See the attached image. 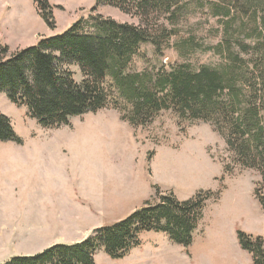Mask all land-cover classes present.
Here are the masks:
<instances>
[{
  "label": "rangeland",
  "instance_id": "1",
  "mask_svg": "<svg viewBox=\"0 0 264 264\" xmlns=\"http://www.w3.org/2000/svg\"><path fill=\"white\" fill-rule=\"evenodd\" d=\"M48 1L52 6L50 23L34 0H0V49H8L4 58L36 44L41 37L65 32L77 21L80 31L93 34L99 33L96 20L142 24L140 17L98 0ZM179 4L185 5L177 24L179 35L172 38L171 46L159 54L153 44L143 43L128 71L155 73L180 62H190L194 68L203 64L220 67L226 62L224 56L206 50L219 43L225 47L232 44L247 59L259 54L253 49L242 51V42L251 46L261 43L264 51V0H180ZM217 4L223 7L220 15L215 13ZM225 5H230L228 16ZM165 17V13L154 12L152 25L163 23ZM188 38L199 48L183 57L174 45ZM64 69L71 71L77 82L83 81L79 65L67 64ZM107 81L113 84L111 77ZM112 90L120 97L116 87ZM0 111L11 119L23 140L25 150L21 153L49 157L50 161L41 165L62 187L61 192L55 187V196H62V205L72 204L68 220L62 214L55 218L68 225L57 224L42 239H23L16 228L5 227L0 235V264L25 252L39 253L53 244L82 241L95 229L125 219L146 202H160L162 194L172 192L179 200H187L201 191L220 192V198L206 201L191 245L174 244L164 232L144 231L141 245L127 256L113 259L101 249L96 263L149 264V253L154 255L158 245L159 256L151 264H254L240 245L238 231L264 236V210L255 191L260 175L235 161L225 138L209 123H191L163 110L151 124L135 128L110 102L97 113L71 117L68 125L51 129L33 118L27 106L13 103L6 93H0ZM15 144L0 142V153H14Z\"/></svg>",
  "mask_w": 264,
  "mask_h": 264
},
{
  "label": "trees",
  "instance_id": "2",
  "mask_svg": "<svg viewBox=\"0 0 264 264\" xmlns=\"http://www.w3.org/2000/svg\"><path fill=\"white\" fill-rule=\"evenodd\" d=\"M34 1L44 20L50 23L49 1ZM174 1L177 4H172ZM179 1L98 0L100 4L140 17L142 24L96 20L99 33L93 34L80 31L77 21L65 32L41 37L36 44L17 50L8 58H4L7 46L3 47L0 49V93H6L19 106H27L33 118L51 129L68 125L71 117L97 113L110 102L120 109L121 118L135 128L151 124L163 110H171L191 123H209L225 138L235 161L259 173L255 191L264 210V51L261 43L240 44L242 51L253 49L259 54L252 59L242 57L231 43L226 47L222 43L209 47L206 50H215L226 59L220 67L203 64L194 68L190 62H180L169 70L163 67L155 73L128 71L143 43L153 44L159 54L171 46L172 38L179 35L177 24L185 5ZM225 6L228 16L230 5ZM222 8L217 4L215 13L222 14ZM154 12L165 13V21L152 25ZM174 46L183 57L199 48L192 38L182 39ZM67 64L80 66L82 82H77L73 73L64 69ZM108 77L113 84H108ZM114 85L120 97L113 93ZM8 141L23 143L11 119L0 111V142ZM211 197L218 200L220 192L201 191L187 200H179L172 192L165 193L160 202H146L125 219L95 229L82 241L53 244L36 254L13 256L3 264H97L96 255L101 249L113 259H122L141 245L140 235L144 231L164 232L173 242L188 247L203 218L206 201ZM238 239L254 264H264V236L239 230Z\"/></svg>",
  "mask_w": 264,
  "mask_h": 264
},
{
  "label": "crops",
  "instance_id": "3",
  "mask_svg": "<svg viewBox=\"0 0 264 264\" xmlns=\"http://www.w3.org/2000/svg\"><path fill=\"white\" fill-rule=\"evenodd\" d=\"M15 146L17 147L14 153H0V235H4L5 227L11 226L16 228L15 232L22 234L23 239L34 237L35 240H39L53 231L57 224L68 225L62 221L56 222L55 218H60L62 214L68 220L72 204L62 205V196H55V187L60 192L62 187L53 182L46 168L41 165L43 161L49 162V157L21 153L25 150L24 143H16ZM37 173H40L39 177ZM57 206L59 209L56 214ZM52 241H56V238ZM157 256L158 245L155 247L154 255L149 253V264L153 263Z\"/></svg>",
  "mask_w": 264,
  "mask_h": 264
}]
</instances>
